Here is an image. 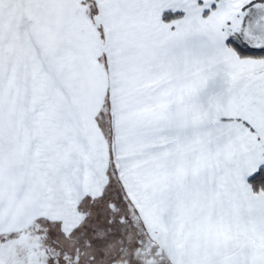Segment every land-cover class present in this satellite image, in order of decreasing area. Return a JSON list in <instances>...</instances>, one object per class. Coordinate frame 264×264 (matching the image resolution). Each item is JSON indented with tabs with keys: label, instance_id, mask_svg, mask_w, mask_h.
<instances>
[{
	"label": "snow or ice",
	"instance_id": "6c2138e0",
	"mask_svg": "<svg viewBox=\"0 0 264 264\" xmlns=\"http://www.w3.org/2000/svg\"><path fill=\"white\" fill-rule=\"evenodd\" d=\"M0 264H264V0H0Z\"/></svg>",
	"mask_w": 264,
	"mask_h": 264
}]
</instances>
